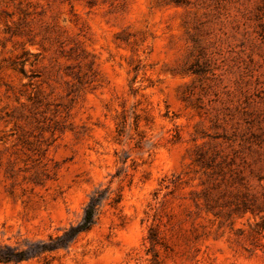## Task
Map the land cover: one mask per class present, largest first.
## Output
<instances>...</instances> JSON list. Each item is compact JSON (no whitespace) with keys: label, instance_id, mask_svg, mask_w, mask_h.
<instances>
[{"label":"rangeland","instance_id":"1","mask_svg":"<svg viewBox=\"0 0 264 264\" xmlns=\"http://www.w3.org/2000/svg\"><path fill=\"white\" fill-rule=\"evenodd\" d=\"M0 264H264V0H0Z\"/></svg>","mask_w":264,"mask_h":264},{"label":"trees","instance_id":"2","mask_svg":"<svg viewBox=\"0 0 264 264\" xmlns=\"http://www.w3.org/2000/svg\"><path fill=\"white\" fill-rule=\"evenodd\" d=\"M104 198H106V194L101 189L93 191L85 206L82 220L65 229L61 235L50 236L47 240L40 239L36 242H29L27 243L29 246L26 248L19 244L0 243V263L18 262L32 255L69 246L81 233L89 230L96 223Z\"/></svg>","mask_w":264,"mask_h":264}]
</instances>
